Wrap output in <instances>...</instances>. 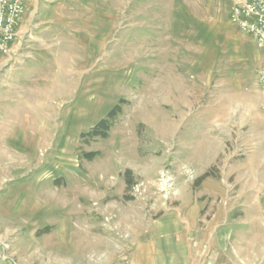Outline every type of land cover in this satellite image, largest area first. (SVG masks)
<instances>
[{"label": "rangeland", "instance_id": "rangeland-1", "mask_svg": "<svg viewBox=\"0 0 264 264\" xmlns=\"http://www.w3.org/2000/svg\"><path fill=\"white\" fill-rule=\"evenodd\" d=\"M47 3L0 56V264H119L185 234L196 263L264 264V86L206 0Z\"/></svg>", "mask_w": 264, "mask_h": 264}, {"label": "crops", "instance_id": "crops-1", "mask_svg": "<svg viewBox=\"0 0 264 264\" xmlns=\"http://www.w3.org/2000/svg\"><path fill=\"white\" fill-rule=\"evenodd\" d=\"M238 1L240 0H206L204 7L213 9L211 15L217 17L218 30L224 34L223 38L226 43L227 41L230 43V47L232 44V51L237 56L236 62L239 64V72L249 65L251 71L257 69L259 71L264 65V50L257 48L253 38L249 34L241 32L229 19L230 7ZM23 4L24 12L19 20L15 39L11 44V55L20 50V44L22 45L24 37L30 33L28 32L30 29L26 30L28 25L37 20L38 22L43 21V23H46V20L50 17L46 15L49 11L47 0H23ZM33 13H37L34 19ZM233 40L234 43H232ZM215 226L212 221L208 222L204 232H207V235L210 232H215L217 230ZM175 240L177 241V239L172 241ZM176 241L174 242L175 244L171 243L168 245L161 240L159 235L138 241L130 254V264H205V262L209 264L206 259V261H203L204 263L202 259L197 261V263L192 260L194 253L196 255L199 253L198 248L204 249L205 245L200 244L199 247L195 245V241L189 234L182 235L178 243Z\"/></svg>", "mask_w": 264, "mask_h": 264}, {"label": "built area", "instance_id": "built-area-1", "mask_svg": "<svg viewBox=\"0 0 264 264\" xmlns=\"http://www.w3.org/2000/svg\"><path fill=\"white\" fill-rule=\"evenodd\" d=\"M23 12V0H0V56H6L11 51ZM229 19L241 32L253 38L257 48L264 50V0H240L234 3L229 10ZM258 81L264 86V65L258 71ZM261 206L264 217V190ZM119 264L130 262L122 260Z\"/></svg>", "mask_w": 264, "mask_h": 264}, {"label": "trees", "instance_id": "trees-1", "mask_svg": "<svg viewBox=\"0 0 264 264\" xmlns=\"http://www.w3.org/2000/svg\"><path fill=\"white\" fill-rule=\"evenodd\" d=\"M120 111L119 104L114 105L107 114L96 121L87 131L81 132L80 137H85L87 139H94L97 137L105 138L108 135V131L111 127V120L118 114ZM95 153H87V157H92ZM129 171H127L128 174ZM206 176L207 173L201 175L196 181L195 184H199ZM131 183L130 179H127V184Z\"/></svg>", "mask_w": 264, "mask_h": 264}]
</instances>
